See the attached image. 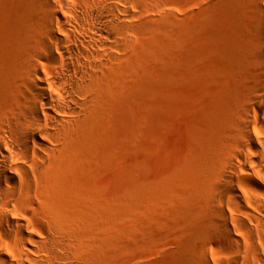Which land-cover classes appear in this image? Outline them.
<instances>
[{
	"label": "rangeland",
	"instance_id": "rangeland-1",
	"mask_svg": "<svg viewBox=\"0 0 264 264\" xmlns=\"http://www.w3.org/2000/svg\"><path fill=\"white\" fill-rule=\"evenodd\" d=\"M143 1H159L166 12L142 27L134 65L112 83L54 173V202L64 216L86 214V231L105 233L98 264H194L193 242L217 237L209 173L231 174L220 166L231 154L230 102L264 100L252 90V69L259 70L252 44L264 47V16L256 17L255 8H264V0ZM30 5L0 0V70L17 54L19 28L33 17ZM250 114L256 145L264 149V110ZM253 145L244 144L249 161L232 156L238 184L224 181L217 193L227 200L235 190L252 210L258 196L248 184L254 175L264 178V153Z\"/></svg>",
	"mask_w": 264,
	"mask_h": 264
},
{
	"label": "bare ground",
	"instance_id": "bare-ground-1",
	"mask_svg": "<svg viewBox=\"0 0 264 264\" xmlns=\"http://www.w3.org/2000/svg\"><path fill=\"white\" fill-rule=\"evenodd\" d=\"M256 5V17L264 16ZM165 12L159 1L31 0L33 17L15 33L17 54L0 70V231L7 236L0 240V264L100 262L105 233L86 231L90 218L84 213L61 214L54 173L71 157L73 141L98 114L112 83L134 65L142 27ZM235 19L246 26L241 15ZM263 49L252 44L259 67L252 69V90L259 94H264ZM250 99L230 102L236 108L231 154L220 166L231 174L209 173L217 237L193 242L194 264H264V197H259L264 178L254 175L248 184L258 196L253 210L235 190L227 200L217 196L224 181L238 184L232 156L249 161L246 142L254 144V153H264L250 128V108L264 110V100ZM211 160L218 161L215 155ZM259 168L264 172V161Z\"/></svg>",
	"mask_w": 264,
	"mask_h": 264
}]
</instances>
